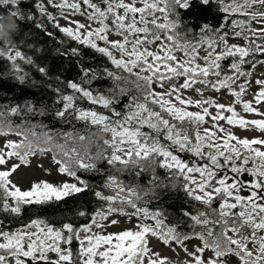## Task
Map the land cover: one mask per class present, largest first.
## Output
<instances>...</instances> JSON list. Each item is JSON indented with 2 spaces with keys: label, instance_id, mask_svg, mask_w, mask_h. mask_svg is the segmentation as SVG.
<instances>
[{
  "label": "snow or ice",
  "instance_id": "obj_1",
  "mask_svg": "<svg viewBox=\"0 0 264 264\" xmlns=\"http://www.w3.org/2000/svg\"><path fill=\"white\" fill-rule=\"evenodd\" d=\"M200 2H215L226 20L237 14L248 19H231V33L226 24L215 29L204 25L197 37L179 31L178 12L190 7L189 0H32L27 19L37 20L35 26L47 31L42 22L46 19L71 41L106 57L116 71L105 67L103 73L115 87L107 94L92 88L100 77L96 69L83 65L78 79L58 75V86L49 85L58 106L54 117L95 129L87 134L75 127L56 130L25 118L47 115L45 105H0V138L17 137L3 139L0 146V211L20 216L26 206L83 193L89 184L79 173L99 171L100 161L137 176L151 171L153 191L162 186L156 169H164L203 208L183 212L192 222L191 232L180 233L165 223L161 212L142 206L148 192L142 195L137 186L109 174L104 187L112 194L94 190L103 204L89 223L37 217L21 227L6 229L0 220V264H168L167 257L151 249L150 237L182 248L191 258L184 264H231V257L239 264H264V136L241 138L220 124L223 120L229 126L264 133V79L255 81L259 88L251 100L242 99L251 84L240 79L250 75L243 65L257 55L264 56V10L255 8L264 9V0ZM21 3L0 0V6L8 9L0 13V21L11 16L18 25V20L25 19ZM76 16L82 19H74ZM60 19L68 26L61 25ZM251 22L258 27H251ZM3 28L0 23V60L7 61L8 67L0 75L25 83L28 73L23 65L34 62L14 39L18 30L5 37ZM229 35L243 39L244 45L230 44ZM60 54L76 57L81 53L71 47ZM229 58L225 68L223 62ZM38 71L48 75L49 69L39 66ZM181 78L183 83H174ZM197 83L217 92L226 89L234 100L224 104L212 97L205 99L204 88H194ZM121 84L134 85V93ZM153 85L164 90L156 91ZM189 89L201 99L188 97ZM119 96H128L122 109L116 107ZM85 102L92 107H84ZM235 104L262 118H244ZM193 106L199 111L188 110ZM12 117H21L20 123ZM209 121L210 126L204 127ZM40 153H55L58 173L70 179L59 184L34 182L22 190L11 177ZM180 153L193 159H183ZM117 214L129 221L135 218L134 228L107 232L108 224H118L116 219L109 221ZM78 215L88 214L80 211ZM193 238L200 244L190 251L186 242ZM74 240L78 242L75 252L71 247ZM206 251L212 253L207 259Z\"/></svg>",
  "mask_w": 264,
  "mask_h": 264
},
{
  "label": "trees",
  "instance_id": "obj_2",
  "mask_svg": "<svg viewBox=\"0 0 264 264\" xmlns=\"http://www.w3.org/2000/svg\"><path fill=\"white\" fill-rule=\"evenodd\" d=\"M189 4V8L181 9L178 12L180 20L179 31L181 33L189 32L190 35H196L198 37L200 29L204 25H208L212 29H215L225 24L227 30L231 33V19H236L238 21L248 19L240 14L227 18V20L222 18V13L218 10V5L215 2L204 5L200 0H189ZM20 7L25 14V19L17 21L19 28L18 32L14 35V39L21 44L23 52L31 57L34 63L33 65H23L25 71L28 73V79L25 83H20L11 76L0 75V105H23L26 102H30L37 107L45 105L48 109L47 115L29 116L25 118L31 119L33 123L42 121L43 124L47 125L49 128H55L56 130H70L71 127H75L76 130L82 134L95 131V129H89L82 122L73 121L72 124L69 125L57 120L53 115L55 107H58L54 104L56 97L49 85L53 87L58 86L56 80L58 75L62 79H78L80 76V66L83 65L84 67L96 69L100 77L93 82L91 87L107 94L109 89L115 87V82L104 75L103 68L107 67L113 71H116V69L106 57L101 56L92 49L71 41L70 38L54 28L51 23H48L46 19L42 18V22L45 24L47 31L37 28L35 26L38 22L37 20L27 19L29 9L32 8V0H22ZM7 11L8 9L5 6H0V13H6ZM32 11L35 10L32 9ZM52 11L55 12V10ZM47 32H52L54 35L49 36ZM229 38L234 37L229 35ZM71 47L79 48L81 54L76 57L60 54ZM261 61H264V56L257 55L252 58L248 64L243 65V68L246 72L250 73ZM230 62L231 58L223 62L225 68H227ZM39 66L48 68V75L40 73L38 71ZM7 67L8 62L0 60V73H5ZM121 86L132 89L134 93V85L121 84ZM118 99L119 103L116 107L122 109L123 105L128 102V96H119ZM83 106L92 107L87 104V102H85ZM12 119L20 123L21 117H12ZM36 130L41 131L39 128ZM52 154L55 155V153ZM179 155L186 160L193 159L188 153H180ZM97 168L99 171H81L79 173L89 184V189L83 193L66 197L62 201H52L42 205L26 206L20 216H13L0 211V220L4 222L3 227L6 229L18 228L37 217L54 222L71 221L76 225L89 223L91 215L103 204L102 201L94 196V190H101L105 194H112L111 189L104 187L106 177L111 174L117 176L124 184L137 186L142 190V195L143 192H148V195L145 196L140 203L142 206L152 211L158 210L161 212L162 218L166 224L175 226L180 233L191 232L189 225H191L192 222L188 217L183 215V212L187 210L194 213L197 208L202 209L203 206L190 199L180 186L181 182L171 180L164 169H156V175L160 178L162 186L153 191L154 185L152 183L151 171L144 172L137 176L136 173L131 170L117 171L104 161L98 162ZM164 185H167V187ZM80 211H84L88 215L79 216L78 213ZM128 211H131V209ZM122 217L129 220L127 216ZM131 221L136 222V219L132 218ZM194 240L200 243L198 239L193 238L187 241L186 244ZM162 245L167 248L178 247L174 243L171 246L164 245L163 243ZM71 247L75 252L78 249V242L74 240Z\"/></svg>",
  "mask_w": 264,
  "mask_h": 264
},
{
  "label": "rangeland",
  "instance_id": "obj_3",
  "mask_svg": "<svg viewBox=\"0 0 264 264\" xmlns=\"http://www.w3.org/2000/svg\"><path fill=\"white\" fill-rule=\"evenodd\" d=\"M256 10H264L261 9L259 5L255 6ZM76 20H81L82 18L80 16L74 17ZM60 24L63 26H68L67 22L64 19H60ZM74 27V25H73ZM251 27L255 28L258 27L256 22H251ZM115 39L116 37H111ZM230 44H239L244 45L245 41L241 38H229ZM177 55H181L180 53H177ZM241 81L248 80L251 84V87L248 89L247 94L242 97L243 100H251L253 92L257 91L259 86L256 85L255 81L257 79H264V63H260L256 65L252 71L250 72V75L246 77H241ZM174 83H183V78H181L178 81H174ZM169 85L166 83L165 87L167 88ZM153 87L156 89V91H163L164 89L159 88L157 85H153ZM194 88H204L203 92V98L212 97L214 98L215 102L217 103H224L229 104L232 103L234 100V97L228 94V91L226 89H221V91L217 92L212 90L210 87L205 88L203 85L197 83L194 85ZM186 95L188 97H191L193 99H201L200 94L196 93L194 89H189L186 92ZM235 109L238 113L241 114L246 119H261L262 117L257 116L252 113H245L241 107L240 104H235ZM190 111H199L196 107H189ZM264 110V108H262ZM210 111L213 113L215 112V108H211ZM228 115L227 113H225ZM220 124L223 125L226 129L232 131L237 136L244 138H253V137H260L264 136V133L259 131L255 128H249V129H241L239 127H233L229 126L225 123V121H220ZM210 126L209 123L205 124L204 127ZM3 139H12L16 140L17 137L14 135H9L6 138H0V146H2ZM53 154L52 153H43L40 155H36L29 158V162L27 165H22L11 177V179L22 189L26 190L31 187V184L34 182H40V181H48L55 184H59L61 181H67L70 178L66 175H61L58 173V165L53 161ZM244 179H249V177L245 176ZM112 219L118 220V224L116 226H112L108 224L106 231L107 232H118L120 230H125L129 228H134L136 222L135 221H129L123 218L120 215H113L109 217V221ZM107 223V222H106ZM200 243L198 241H192L187 243V246L189 250H194V247L199 245ZM150 247L153 251L160 253L162 256L168 258V264H184L185 260H190L191 258L186 255V253L182 250V248L178 247H171L167 248L162 245L161 241H159L157 238L150 237ZM212 253L210 251H206L204 254V258L207 259V257L211 256ZM231 264H239V261L235 257H231Z\"/></svg>",
  "mask_w": 264,
  "mask_h": 264
},
{
  "label": "clouds",
  "instance_id": "obj_4",
  "mask_svg": "<svg viewBox=\"0 0 264 264\" xmlns=\"http://www.w3.org/2000/svg\"><path fill=\"white\" fill-rule=\"evenodd\" d=\"M0 23L4 24L2 35L5 37H10L12 32L17 31L19 25L16 24L15 20L11 16H7Z\"/></svg>",
  "mask_w": 264,
  "mask_h": 264
}]
</instances>
